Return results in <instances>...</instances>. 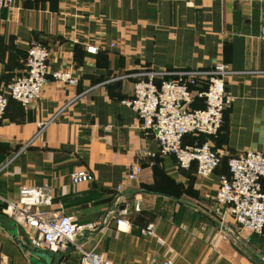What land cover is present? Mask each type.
I'll return each instance as SVG.
<instances>
[{"label": "crops", "instance_id": "0c3cea01", "mask_svg": "<svg viewBox=\"0 0 264 264\" xmlns=\"http://www.w3.org/2000/svg\"><path fill=\"white\" fill-rule=\"evenodd\" d=\"M262 27L264 0H14L12 9L0 12V91L8 94L32 43L48 50L49 74L38 99L22 106L9 98L0 120V207L21 186L46 187L51 201L38 210L93 225L78 243L112 264L150 258L264 264V229L240 227L224 209L216 213L213 200L230 156L264 153ZM90 46L96 51H87ZM217 62L230 71L225 88L233 101L210 137L221 163L203 177L195 162L184 169L174 155L160 153L153 134L120 101L147 72L174 78ZM64 69L77 77L76 84L52 78L51 72ZM202 104L198 97L192 102ZM204 138L185 134L183 144ZM134 162L142 169L130 180L125 173ZM79 168L93 180L73 184L70 173ZM117 195L119 207L129 209L128 231L117 229L112 218L102 225ZM149 223L153 234H143ZM13 231L30 244L29 229L0 212V264H47L21 247ZM63 251L54 253L53 264H79V248Z\"/></svg>", "mask_w": 264, "mask_h": 264}, {"label": "built area", "instance_id": "2783aa9c", "mask_svg": "<svg viewBox=\"0 0 264 264\" xmlns=\"http://www.w3.org/2000/svg\"><path fill=\"white\" fill-rule=\"evenodd\" d=\"M174 1L191 4L196 0ZM13 5L14 0H0V12L3 8L12 9ZM261 36L264 38V27L261 28ZM87 51L95 52L96 47H87ZM48 55V50L39 44L32 43L27 48L22 68L8 85V94L0 91V120L9 98L27 106L41 96L49 74ZM229 72L222 62L213 64L208 70L183 71L174 78L157 79L159 74L150 71L135 81L133 94L120 102L136 112L141 129L153 134L160 153L174 155L177 165L184 169L195 162L197 175L205 177L221 163V156L213 148L210 137L218 133L224 111L233 101L225 88V77ZM50 74L53 79L64 83L76 84L78 81L68 69ZM197 97L202 99L203 104L193 107L192 102ZM185 134L204 135L205 138L192 144H183ZM227 166L228 172L219 175V184L213 197L215 212L220 214L224 209L240 227L261 233L264 229V153L249 150L230 156ZM141 169L138 163H131L125 177L134 180ZM70 180L73 184L88 183L93 180V175L79 168L70 173ZM121 189L122 186L117 185L116 190L120 192ZM45 190L46 187L41 186H21L16 198L3 199L2 214L29 229L30 247L57 253L65 250L69 244H76L80 251L79 264H112L103 253L81 248L78 243L83 230L93 225H79L66 214L49 218L38 210L40 205L51 201ZM114 203V209L109 212L111 218L117 229L128 231L129 209L125 205L119 207L120 195L116 196ZM139 207L136 201L134 210H139ZM153 230L154 224L149 223L142 233L152 235ZM143 264L173 263L168 259L159 261L150 258Z\"/></svg>", "mask_w": 264, "mask_h": 264}, {"label": "water", "instance_id": "95a60500", "mask_svg": "<svg viewBox=\"0 0 264 264\" xmlns=\"http://www.w3.org/2000/svg\"><path fill=\"white\" fill-rule=\"evenodd\" d=\"M0 212H1V207H0ZM111 218V213H108L107 218L104 222H102V225H105L109 222ZM12 236L14 238V240L23 248L31 251L33 253V255L35 256H39L41 258H43L47 264H53L52 261L54 259V253L53 252H46L45 250L41 249V248H32L29 246V244H24L22 243L19 239H17V234L15 231L12 232ZM76 248V244H69L67 246V248L63 251L62 255L67 254L68 252H70L72 249ZM61 258H59L60 260Z\"/></svg>", "mask_w": 264, "mask_h": 264}, {"label": "rangeland", "instance_id": "374dc122", "mask_svg": "<svg viewBox=\"0 0 264 264\" xmlns=\"http://www.w3.org/2000/svg\"><path fill=\"white\" fill-rule=\"evenodd\" d=\"M22 65H23V63H22ZM246 229V228H245Z\"/></svg>", "mask_w": 264, "mask_h": 264}]
</instances>
